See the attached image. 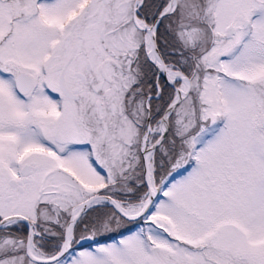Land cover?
Here are the masks:
<instances>
[{"label":"snow or ice","instance_id":"6c2138e0","mask_svg":"<svg viewBox=\"0 0 264 264\" xmlns=\"http://www.w3.org/2000/svg\"><path fill=\"white\" fill-rule=\"evenodd\" d=\"M0 264H264V0H0Z\"/></svg>","mask_w":264,"mask_h":264}]
</instances>
